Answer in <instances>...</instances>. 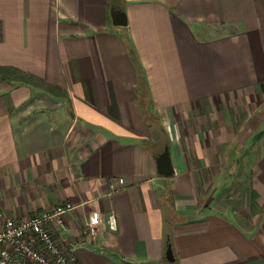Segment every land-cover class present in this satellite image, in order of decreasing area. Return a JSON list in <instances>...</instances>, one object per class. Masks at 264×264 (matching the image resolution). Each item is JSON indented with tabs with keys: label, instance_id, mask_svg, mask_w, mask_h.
I'll list each match as a JSON object with an SVG mask.
<instances>
[{
	"label": "crops",
	"instance_id": "1",
	"mask_svg": "<svg viewBox=\"0 0 264 264\" xmlns=\"http://www.w3.org/2000/svg\"><path fill=\"white\" fill-rule=\"evenodd\" d=\"M112 7L126 25L113 23ZM127 39L170 139V177L157 172L160 146L146 144L151 123ZM0 67L43 82L0 77V209L23 220L69 203L66 229L48 225L61 245L78 242L81 264H168L165 217L177 264H264V217L248 226L200 187L236 141L226 100L264 92V0H0ZM94 211L103 219L91 236Z\"/></svg>",
	"mask_w": 264,
	"mask_h": 264
},
{
	"label": "rangeland",
	"instance_id": "2",
	"mask_svg": "<svg viewBox=\"0 0 264 264\" xmlns=\"http://www.w3.org/2000/svg\"><path fill=\"white\" fill-rule=\"evenodd\" d=\"M214 102L218 105L221 104L220 99H215ZM226 102H228L227 107L229 108L228 116L233 125L230 128L232 130L230 136L231 138L236 136L237 142L233 141L224 145L223 151L226 152V158L218 159V174L200 176L202 177L200 187L204 194L213 195L212 192L216 191L217 204L225 211L227 209L231 212L236 210L237 219L241 218L244 224L250 226L255 224L254 220L258 222L261 217H264V205L256 206L254 204L251 181L249 180L250 169L256 163V156L261 151V148H256V145H259V140L264 135V92L262 91L258 95L249 93L242 98L228 99ZM259 120L263 122V126L258 125ZM260 132L262 133L261 137L255 141L254 137ZM167 141L170 143L169 136L165 132L161 135L159 148L164 149L165 144H168L165 143ZM209 169L214 171L215 167ZM252 208L257 211L255 217L252 214ZM52 220L53 218L50 219V221Z\"/></svg>",
	"mask_w": 264,
	"mask_h": 264
},
{
	"label": "built area",
	"instance_id": "3",
	"mask_svg": "<svg viewBox=\"0 0 264 264\" xmlns=\"http://www.w3.org/2000/svg\"><path fill=\"white\" fill-rule=\"evenodd\" d=\"M119 181L123 182V178H119ZM70 207L68 203L54 213H36L23 220H16L0 209V264H81L76 255L78 242L74 240L66 246L61 245L48 225L50 219L54 218L61 229L65 230L66 225L60 213ZM101 219L98 212H92L86 223V232L91 236L97 235ZM104 221L110 229H117V216L114 212H109Z\"/></svg>",
	"mask_w": 264,
	"mask_h": 264
},
{
	"label": "trees",
	"instance_id": "4",
	"mask_svg": "<svg viewBox=\"0 0 264 264\" xmlns=\"http://www.w3.org/2000/svg\"><path fill=\"white\" fill-rule=\"evenodd\" d=\"M126 44H127V50H128L129 56L131 58L132 63L134 64V67H135L136 72H137L138 85L136 88V93H137L139 103L141 106V111L143 112L144 116L149 121V123H151L152 137L146 144H147L148 148L149 147L155 148V146H160L159 144L161 142V135H163L165 133V130L161 124L159 117L154 115L153 112L149 109L151 95H150V90H149L145 70H144L133 46L131 45V43L128 39L126 40ZM0 77H2V78L6 77L9 79L17 78V79H21L27 83H37L40 85H41V83H43L41 80L36 79L34 76H32L26 72H23L21 70H18L16 68H12V67H0ZM261 135H262L261 132L258 133L254 137L255 141L258 140L261 137ZM165 143L170 144L168 141ZM162 150H163V148L159 149L158 152H160ZM252 193H253V197H254V202H256L258 194L255 191H252ZM173 226H174V220L170 217H165L164 218V225H163V228H164L163 235H164V240H165L166 244H167L168 240L173 242ZM175 257H176L175 264H177L178 263V257H177L176 252H175ZM165 262L169 264L167 259H165Z\"/></svg>",
	"mask_w": 264,
	"mask_h": 264
},
{
	"label": "water",
	"instance_id": "5",
	"mask_svg": "<svg viewBox=\"0 0 264 264\" xmlns=\"http://www.w3.org/2000/svg\"><path fill=\"white\" fill-rule=\"evenodd\" d=\"M111 15L114 24L116 25L127 24V15L124 10L112 7ZM155 161L157 166V172L160 175L166 177L173 176V174L175 173V166L173 163L169 144H165L164 149L156 155ZM165 257L168 260L169 264H175V260H176L175 252L172 242L169 240L166 244Z\"/></svg>",
	"mask_w": 264,
	"mask_h": 264
}]
</instances>
